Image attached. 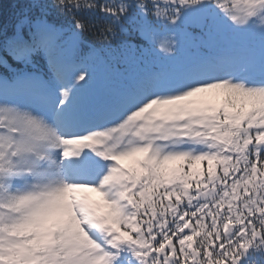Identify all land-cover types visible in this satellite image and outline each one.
Instances as JSON below:
<instances>
[{"label":"snow or ice","instance_id":"obj_1","mask_svg":"<svg viewBox=\"0 0 264 264\" xmlns=\"http://www.w3.org/2000/svg\"><path fill=\"white\" fill-rule=\"evenodd\" d=\"M28 3L0 22V264H259L264 0ZM158 41L179 59L98 80Z\"/></svg>","mask_w":264,"mask_h":264},{"label":"trees","instance_id":"obj_2","mask_svg":"<svg viewBox=\"0 0 264 264\" xmlns=\"http://www.w3.org/2000/svg\"><path fill=\"white\" fill-rule=\"evenodd\" d=\"M47 3L51 9L53 18L60 23L68 26L71 21L68 17L61 16L57 10L53 7V0H47ZM28 0H0V22L5 24H10L15 18L19 16L25 9L29 7ZM89 19L99 21L100 23H105V18L99 14L90 16ZM168 33H163L160 40H164L168 37ZM86 43H94L91 38L86 37ZM97 47H102L101 45H96ZM204 49L196 47L194 44H189L186 46V54L195 55L198 51H203ZM117 59H112L101 53V62L94 65V69L98 80L103 81L106 79H119L126 71H153L160 68L166 67L169 62H174L179 58H171L168 60V53H165L159 47V41L151 46V50L146 54L141 60L129 63L128 67L124 66V59L120 58L119 48L116 47V51L113 53ZM214 99H222V95L213 97ZM126 164H131L132 161H125ZM206 168V163L202 165ZM254 260L258 261L259 264H264V258L259 256L254 257Z\"/></svg>","mask_w":264,"mask_h":264},{"label":"rangeland","instance_id":"obj_3","mask_svg":"<svg viewBox=\"0 0 264 264\" xmlns=\"http://www.w3.org/2000/svg\"><path fill=\"white\" fill-rule=\"evenodd\" d=\"M89 195H90L93 199H98V198H99V194H98V193L90 192Z\"/></svg>","mask_w":264,"mask_h":264}]
</instances>
